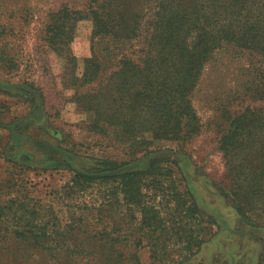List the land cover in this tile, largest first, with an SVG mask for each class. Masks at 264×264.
I'll return each instance as SVG.
<instances>
[{
	"label": "rangeland",
	"instance_id": "rangeland-1",
	"mask_svg": "<svg viewBox=\"0 0 264 264\" xmlns=\"http://www.w3.org/2000/svg\"><path fill=\"white\" fill-rule=\"evenodd\" d=\"M106 2L120 32L130 30L133 15L149 4L0 0V27L22 62L13 72L0 63V264H16L17 256H30L28 264H101L92 259L100 254L89 256L100 248L79 243L93 237L96 244L105 230L117 241L126 238L125 246L117 242L113 249L125 264H264V191L245 185L250 171L257 185L264 182L261 143L248 154L240 151L235 168L226 165L219 143L228 118L247 108L264 113L256 93L263 83L249 71L251 59L218 58L206 67L192 98L202 127L186 144L157 137L161 123L150 125L147 111L133 118L120 104L108 110L103 104L100 115L87 112L80 93L112 96L110 79L97 86L83 79L93 57V18L87 13L75 25L77 68L68 71L64 58L47 47L43 30L51 11H85ZM25 88L36 96L34 104ZM103 162L127 163L139 172L126 183H75L78 172L97 174ZM18 233L30 243L16 240ZM61 237L67 246L58 244Z\"/></svg>",
	"mask_w": 264,
	"mask_h": 264
},
{
	"label": "trees",
	"instance_id": "trees-1",
	"mask_svg": "<svg viewBox=\"0 0 264 264\" xmlns=\"http://www.w3.org/2000/svg\"><path fill=\"white\" fill-rule=\"evenodd\" d=\"M109 6V2L99 8L89 5L85 11L64 6L48 14L43 30L47 47L64 58L68 71L77 68V57L71 48L75 25L87 13L93 18V57L86 61L83 79L85 83H95L96 86L106 84L110 79L112 96L107 97L103 92L96 95L80 93L79 103L87 112L99 114L103 104L105 110L120 104L121 108L131 111L133 118L140 113L139 110L147 111L146 119L150 125L156 121L161 123L154 130L157 137H172L186 144L200 133L202 127L192 98L206 67L218 58L251 59L249 71L256 73V78L263 83L256 93L259 101L264 102V0H149L147 13L145 10L134 14L133 26L126 32H120L113 26L115 12ZM125 18L128 19L126 12L122 16L123 22ZM0 44V63L9 72L18 71L22 65L20 54L12 48L14 43L2 27ZM249 85L247 92H251L252 83ZM96 86L92 87L95 92L98 90ZM30 87L31 91L35 90ZM25 91L29 93L27 89ZM116 91L127 93L119 95ZM29 95L27 101L34 104L36 96ZM231 119L219 142L226 165L235 168L239 152L248 154L251 145L260 143L256 148L263 160L264 113L256 115L247 108L235 118H228V122ZM172 124L175 127L171 128ZM248 125L251 129H247ZM126 164L119 166L115 162H103L104 167L97 174L78 172L75 183L78 179L86 182L95 178H121L126 183L127 178L133 179L139 172L125 168ZM250 173L245 180L246 187L264 191V182L257 185V175ZM105 231L96 236V244L92 237L79 245L100 248V253L93 251L89 256L100 254V257L92 259L100 260L101 264H125V258L116 256L113 249L117 242L125 246L126 238L117 241ZM17 236L16 240L19 238L23 243H30L26 234L18 233ZM60 239V246L68 245L67 238ZM35 242L42 243L38 238ZM28 259L27 256H17L14 260L16 264H28ZM33 262L37 261L33 259Z\"/></svg>",
	"mask_w": 264,
	"mask_h": 264
}]
</instances>
